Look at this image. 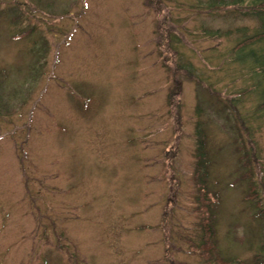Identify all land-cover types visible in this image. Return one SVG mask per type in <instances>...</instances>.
<instances>
[{"label":"rangeland","instance_id":"obj_1","mask_svg":"<svg viewBox=\"0 0 264 264\" xmlns=\"http://www.w3.org/2000/svg\"><path fill=\"white\" fill-rule=\"evenodd\" d=\"M36 1L0 0V264L264 261L250 1Z\"/></svg>","mask_w":264,"mask_h":264},{"label":"trees","instance_id":"obj_2","mask_svg":"<svg viewBox=\"0 0 264 264\" xmlns=\"http://www.w3.org/2000/svg\"><path fill=\"white\" fill-rule=\"evenodd\" d=\"M207 1L206 3L208 4L210 2V4H212V7L213 5L215 7H218V6H221L223 5V0H205ZM249 2V5H247ZM37 4L40 3V0H37L36 1ZM224 2V5H233V6H241V7H245V12H242L243 16H250V17H254L256 19H262L264 20V0H231L230 3H226ZM243 3H246V4H243ZM46 7H49L48 9H50V7H52V5H47ZM29 33H33V29H29L27 31H24V32H21V34L27 36L29 35ZM20 34V36H21ZM254 35L253 36H248V37H242L241 41L238 42V44L235 46V48H233V53L235 52H238V51H241L245 48H259L260 46V42L264 40V31L263 32H256L254 31L253 33ZM262 58H258V60L255 61V64L257 63L258 65L252 69V72L253 74H257L258 77L261 75L262 78H264V42H262ZM238 63V62H236ZM253 83V82H252ZM252 83L251 86L247 89L248 93H252L254 92V94L257 95V98H258V101H257V104L258 105V110L260 111L261 110V113L264 111V94L262 92H258L257 89H253L252 87ZM254 84H258V83H254ZM215 93L212 95L214 96ZM240 96V94H239ZM241 104V98L238 97V99H231L230 100V106L233 108L234 112L236 113V118L238 119V122L241 123V126L243 131L248 135V137H251V134H250V126H246V123L247 121H245V119L242 117V114L240 113V106ZM227 106V105H226ZM2 109H0L1 111ZM4 110V108H3ZM7 110V108L5 107V111ZM238 115V117H237ZM240 119V120H239ZM201 124V123H199ZM198 124V126L196 127V156H197V163H196V166H197V169L200 171V177L202 179L203 182H206V177L208 176V170H207V166L209 164L208 162V158H207V154H206V149H205V146H206V142H205V134L202 130V127H200ZM261 125V123H259ZM239 131L241 130L238 129ZM238 149H241V146L238 147ZM206 193V192H205ZM202 195V197H204L203 199H201V203H204L205 202V198H206V195ZM255 185L253 186L251 183H250V186H249V197L251 198H254V196L256 195L255 194ZM217 195V194H216ZM215 196V195H214ZM205 207V210H206V213H208L209 215H211V218H213V209L206 203L203 205ZM208 227L210 229H208ZM205 230H207V233H208V237L210 238V232L212 233V229H211V226H206ZM210 231V232H209ZM207 234L204 232V236H206ZM205 243V241L203 242V244ZM214 243L216 242H213V241H210L209 242V245L213 248L214 247ZM205 247H206V243H205ZM263 249H264V246H263ZM264 251V250H263ZM210 254H212V252H210ZM213 256H216L213 258ZM212 256V259L207 262V263H210L212 260H215L219 257H217V252L215 254H213ZM221 261H223L222 258H220ZM259 264H264V261H257ZM227 264H234V263H227Z\"/></svg>","mask_w":264,"mask_h":264}]
</instances>
